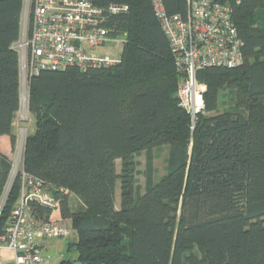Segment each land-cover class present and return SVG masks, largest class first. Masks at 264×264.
<instances>
[{"label":"trees","instance_id":"1","mask_svg":"<svg viewBox=\"0 0 264 264\" xmlns=\"http://www.w3.org/2000/svg\"><path fill=\"white\" fill-rule=\"evenodd\" d=\"M92 1L102 8L129 5L107 19L111 35L126 37L120 62L30 78L35 131L26 138L23 166L56 191L61 219L71 220L77 234L68 250L83 264H264V0H242L235 8L243 63L198 71L205 106L194 121L180 104L182 74L152 0ZM161 1L168 14L188 13V0ZM24 3L0 0V137H10L12 151L21 97L14 45ZM223 90L231 96L228 106L220 104ZM163 144L170 145L166 174L155 180L149 154L141 191L133 154ZM10 156L0 150V203ZM21 186L18 176L0 212V234ZM30 209L39 220L55 210L36 200ZM195 243L202 254L188 256Z\"/></svg>","mask_w":264,"mask_h":264},{"label":"built area","instance_id":"2","mask_svg":"<svg viewBox=\"0 0 264 264\" xmlns=\"http://www.w3.org/2000/svg\"><path fill=\"white\" fill-rule=\"evenodd\" d=\"M241 1L188 0V13L182 16L168 14L161 0H152L182 74L177 93L180 104L193 121L205 106L206 85L198 80V71L234 68L243 63L244 40L234 15ZM128 10L125 3H111L102 8L92 0H25L21 36L14 45L20 66L32 77L43 70L71 66L86 71L119 63L121 56L97 54L95 50L107 46L115 37L107 25L108 14ZM124 39L125 35L121 41ZM24 148L23 143V153L18 150L13 164V177L18 175L22 181L21 196L9 225L0 234V248L11 249L17 264H44L47 262L44 242L67 237L74 229L62 219L39 220L31 211L32 200L53 209L59 201L43 180L24 169ZM19 157L22 162L18 164Z\"/></svg>","mask_w":264,"mask_h":264},{"label":"rangeland","instance_id":"3","mask_svg":"<svg viewBox=\"0 0 264 264\" xmlns=\"http://www.w3.org/2000/svg\"><path fill=\"white\" fill-rule=\"evenodd\" d=\"M115 37H112L109 44L105 47H99L95 50L97 54H103V55H115L120 57L122 54L123 46L125 44L124 41H121L124 38V34L122 35H114ZM21 68V97H20V103L15 111L14 119H13V128L14 133L17 136V142L15 149L10 152L9 147V141L3 140L1 142V148L5 151V153L10 154L13 164L16 161L18 150H20V154L23 153V143L25 147L26 138L29 134L33 133L35 131V115L30 111L29 108V98H30V76L25 73V70L20 66ZM181 80L179 81L180 84ZM231 96L228 93V90H223L222 95L220 98V104L223 106H228L230 103ZM149 154L151 155V160L153 161L154 165V178L155 180H159L162 176L166 174L169 156H170V145L163 144L154 146L152 148H143L140 151L134 152V165L136 169V177H137V185L141 189V191H144L145 184H146V167H147V160ZM22 162V158L19 157V163ZM117 166L118 171L121 170V159L117 160ZM15 171V170H14ZM13 167L12 171L10 173L9 181L7 185L5 186L2 194V201L0 203V212L3 207V204L6 202L11 188L13 186L14 181L18 178L17 176L13 177ZM14 178V179H13ZM52 194H55L56 191H53V188H48ZM61 193H66V190H61ZM21 196V194H20ZM71 204L74 208H77L80 204L79 199L75 194L70 193L69 194ZM117 207H120V184L117 186ZM60 201V199L58 198ZM59 206L55 208L56 211L53 218L55 219H61V215L59 214ZM67 223L71 224V220H66ZM77 239L76 231H72V233L63 238H53L46 240L45 242V248L43 250V254L47 260L44 264H59L62 260L71 259L74 261V264H83L81 261L78 260V252L76 250H68V244L72 241H75ZM193 254H202V245L200 243H195L192 245V248L188 251V256Z\"/></svg>","mask_w":264,"mask_h":264},{"label":"crops","instance_id":"4","mask_svg":"<svg viewBox=\"0 0 264 264\" xmlns=\"http://www.w3.org/2000/svg\"><path fill=\"white\" fill-rule=\"evenodd\" d=\"M3 140H5V141L8 140L10 142L9 147H10V152L12 153L11 141H10V137L8 135H3L0 137V150L5 153V151L1 148V142ZM6 154H8V153H6ZM54 211H56V210H54ZM54 215H55V212H53L52 217ZM45 243L46 242H44V248H45ZM0 264H17L16 260H15V254L11 249H9L7 247L0 248Z\"/></svg>","mask_w":264,"mask_h":264}]
</instances>
